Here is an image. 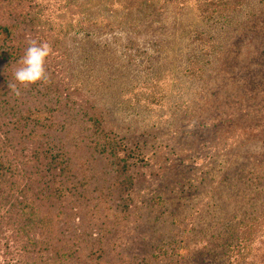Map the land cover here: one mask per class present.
Here are the masks:
<instances>
[{
  "label": "rangeland",
  "instance_id": "obj_1",
  "mask_svg": "<svg viewBox=\"0 0 264 264\" xmlns=\"http://www.w3.org/2000/svg\"><path fill=\"white\" fill-rule=\"evenodd\" d=\"M0 1V28L32 11L35 27L51 19L68 29L38 33L53 49L46 85L13 95L18 62L0 61V101L41 122L52 111L48 129L0 111V150L20 166L15 186L1 187L9 195L0 198V264H264V232L249 256L222 255L238 222L264 213V0L240 10L228 0H162L132 24L119 15L123 2L108 0L117 30H103V6L85 0L66 11L62 0H34L26 13L13 0V14ZM80 11L101 32L68 27ZM19 33L10 45L23 52L34 31ZM99 117L108 127L94 129ZM91 131H112L135 163L127 217H115L108 195L118 189H107L114 178L93 154ZM49 143L53 163L41 156ZM167 242L168 254L186 246V258L147 263Z\"/></svg>",
  "mask_w": 264,
  "mask_h": 264
},
{
  "label": "trees",
  "instance_id": "obj_2",
  "mask_svg": "<svg viewBox=\"0 0 264 264\" xmlns=\"http://www.w3.org/2000/svg\"><path fill=\"white\" fill-rule=\"evenodd\" d=\"M12 1L13 0H6L4 2V9L7 10L10 14L14 13L12 10L13 8ZM18 1H19L20 8L22 7L23 10H25V13L28 12L27 9L29 8V6H31L30 4L32 2H35L34 0H18ZM62 1L64 3L62 6H60V8L61 10L63 9L65 11H66V8H69L70 10H72L71 8L74 5L81 6L83 4V2L78 3L79 0H62ZM106 1L108 0H85L84 5H90V6L92 5L101 6L102 5L103 9L98 10L97 13L102 12V14H105L104 15L105 28L103 30H106V29L117 30L121 28V26L113 22L118 16L116 15V9L114 8L115 17L113 19V15L111 18V15L107 14L108 8L105 7V4L107 3ZM120 1H122L123 4L119 12V15L125 16L123 20H125V22H128V24H132L133 22H136L138 20V16L145 14V13L155 12L156 11L155 9L158 3H160V1L162 0H118V2ZM201 1L202 0H196V2H201ZM204 1L208 3V0H204ZM211 1H212V4L210 5H213V6L214 4L216 5L215 0H211ZM228 1L230 3V5H228L229 8H233L234 10H240L246 4V0H237V1L228 0ZM1 5H2V2L0 1V6ZM1 8L2 7H0V11H2ZM160 8H163V7H160ZM5 10L3 11L5 12L4 15H7V11ZM0 15H1V12H0ZM101 16H102L101 18H103V15ZM15 17H16L15 19H13L12 21H9L10 23H12L10 26H5V27L0 28V33L4 34V38L0 40L7 42L6 47H4L5 46L4 44H0V61H10V62L12 61V63H17L19 59L23 56L24 51L22 52V49H20L19 47L15 48L13 45H10L11 41L16 38V35L18 36L20 35L19 33L20 31H24L25 29H27V32L28 30L34 31L33 33L34 36L32 37V39L36 38L37 40L41 42L40 37L41 35L45 33L46 29L50 30L51 33H53L54 35H57L56 36L57 38H59V35L63 34V32L68 30L64 27H61L59 24H56L58 27H55V24L52 23L51 19L44 20L42 21L43 23L40 22V26L38 23L37 24L38 26L35 27V25L33 24H35V21L39 20V16L38 14L32 13V11L28 12L25 15L23 14L15 15ZM22 17L24 19L23 21L20 20ZM95 18L96 17H93V16L90 17L89 15H85L83 11L82 12L80 11L79 14L73 13V15H71V22L69 21L67 23V26L72 27L73 25H80L81 23L83 24L85 23V24H88V30H89V28L92 29V27L96 26L98 23ZM10 19H12V17ZM79 21L81 22L79 23ZM89 32L92 33V35H95L101 31L92 29ZM38 33L40 34V37L38 36ZM56 37L53 38V42L58 44V45L56 44L54 45L55 48H58L61 42L57 40ZM46 65H47V61H46ZM49 76H53V75H49ZM176 81H179V80L175 78L173 79L172 83ZM36 86L37 85H34L33 87L35 88ZM38 88H39V84H38ZM176 105H177V102L174 103V106ZM16 109L17 107H15V105L10 106L9 103H7V101H0V111H3V113L5 114L9 113L13 117L18 116V118L14 120L15 124L20 122V123H23L24 126H26L27 123H32L36 127L47 128V129L52 125V121H51L52 111L51 110H49L50 119H45V120L42 119L43 122H41L40 121L41 119L36 116V113H29V115L27 114L23 116L20 114V111H17ZM99 119L101 121L96 120V119L94 120V124H92L94 126V129L99 128L97 127V123L99 126L100 124L104 123L101 117H99ZM47 124L49 126H47ZM102 125L108 127L107 124H102ZM91 136H93V145H94L93 154L95 156L100 157V158L97 157L98 160L107 162L109 173L114 178L113 182L111 183V185L107 187V189L108 190H110V188L115 189V190L118 189L117 191H113L112 192L113 194L110 193V195H108V196L115 197V199L112 201L113 204H115V210L116 209L118 210L117 213L116 211L114 213L115 217L116 219H117V215L119 216L122 215L123 218L125 216L127 217V211H129V214H130V210L133 209V206L130 205V202L132 201L133 197L137 195V187H136L137 181L133 173H131L133 166H135V163H132L129 161V156L127 155V153L123 154L124 150L120 148L121 143L119 140H117V137L113 135L112 131H109V132L108 131H91ZM78 144L79 142L77 143V145ZM53 150H55V148L51 145V143H49L48 150L41 155L42 157H44L43 155H45L43 159L48 160L50 163L55 162V158H54L55 155H53L52 153ZM7 154L8 153L6 151L0 150V198L1 199H6L9 195L7 193V190L2 191L1 187L6 183H9V185L12 187L15 186L14 179L15 177H18L20 174V166L17 163L14 164L11 160H9L7 157ZM91 159H92V156H91ZM86 161L87 160L84 161V164ZM35 162H36L37 167L42 165V163L38 159ZM25 173H28V172L25 171ZM28 174L31 175L30 173ZM187 186L190 189L193 188L192 185H187ZM26 192L19 196L21 198H25L24 196L26 195ZM116 192L118 194H116ZM183 192L185 194L184 190L181 191V193ZM182 199L188 200V198H186L185 196ZM108 200H111V199H108ZM23 208H25V206ZM23 211L24 209H22L21 212ZM4 213L7 215L8 213H11V211L10 209L7 208L4 211ZM3 219L4 217H0V220H3ZM173 224L174 223L171 222V225ZM261 232H264V213L259 215L256 218H246V219L240 220V222H238V224L236 225V229H235V232L233 233V236L232 234L231 236H228L229 240L227 239V242L224 243L223 247H225V252L222 255L228 259H231L230 254H237L240 256L243 254L245 255V257L249 256V254H251L252 246L254 245L256 241L257 235L258 233H261ZM262 236L263 237H260V239L258 240V243H260L261 250L264 251V235ZM261 238L263 239L262 241H260ZM166 246H168V242L160 244V245H156V247L153 249L154 251L150 253L151 254L150 259H147L149 260L147 263L157 261V260H160L166 257L170 258V261L177 260V259L184 260L187 254L189 253V250L186 246L184 247L179 246L176 250L172 251L171 254H168ZM256 250L258 249L256 248Z\"/></svg>",
  "mask_w": 264,
  "mask_h": 264
},
{
  "label": "clouds",
  "instance_id": "obj_3",
  "mask_svg": "<svg viewBox=\"0 0 264 264\" xmlns=\"http://www.w3.org/2000/svg\"><path fill=\"white\" fill-rule=\"evenodd\" d=\"M52 46L49 42H40L29 39L23 56L18 61V66L13 73V81L8 88L15 96L21 95V89H27L32 85H46L50 76L46 70L47 58L52 54Z\"/></svg>",
  "mask_w": 264,
  "mask_h": 264
}]
</instances>
